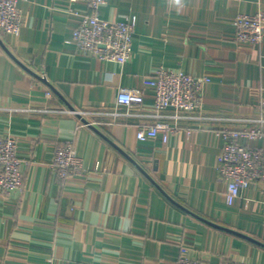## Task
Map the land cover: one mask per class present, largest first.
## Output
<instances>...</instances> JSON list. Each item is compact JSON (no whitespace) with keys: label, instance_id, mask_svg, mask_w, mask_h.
<instances>
[{"label":"crops","instance_id":"1","mask_svg":"<svg viewBox=\"0 0 264 264\" xmlns=\"http://www.w3.org/2000/svg\"><path fill=\"white\" fill-rule=\"evenodd\" d=\"M19 6L21 34L0 32V138L18 139L24 175L0 193V264H175L182 253L264 264V186L229 205L218 171L223 128L264 126V39L238 41L233 24L264 0H107L102 17L137 16L123 64L77 49L86 1ZM161 66L211 78L201 108L154 113ZM121 88L144 102L118 107ZM158 120L175 127L168 142H140L137 129ZM68 141L85 168L64 180L51 161Z\"/></svg>","mask_w":264,"mask_h":264},{"label":"built area","instance_id":"2","mask_svg":"<svg viewBox=\"0 0 264 264\" xmlns=\"http://www.w3.org/2000/svg\"><path fill=\"white\" fill-rule=\"evenodd\" d=\"M21 1L0 0V32L18 37L23 26ZM79 0H70L76 2ZM90 11L82 16V21L73 30V40L77 49L94 55L102 60L120 64L131 58L133 40L136 33L137 16L131 14L118 20L102 17V7L107 0H84ZM239 1V0H230ZM234 36L238 41L252 44L264 39V8L254 14L240 13L233 20ZM211 81L207 75H194L185 71L168 70L161 66L156 69L151 80L154 89L153 111L156 115L164 109L175 111H193L202 107L206 85ZM144 94L137 88H121L117 95L118 107H131L142 104ZM84 115V111L70 110ZM175 131L168 122L158 120L153 124H143L137 129L136 137L140 142L158 138L163 132V142ZM222 149L219 164V176L228 188L227 204L232 205L241 192L251 183L264 186V147L251 145L252 140L264 137V126L253 128H230L220 131ZM19 141L16 136L6 134L0 138V193L9 194L21 187L23 181L24 160L18 154ZM51 166L64 180L72 175L83 173L85 164L74 146L68 141L58 146L52 157ZM262 203L264 205V187ZM88 264V263H79ZM175 264H206L199 258H191L182 253ZM228 264H256L246 260H232Z\"/></svg>","mask_w":264,"mask_h":264},{"label":"clouds","instance_id":"3","mask_svg":"<svg viewBox=\"0 0 264 264\" xmlns=\"http://www.w3.org/2000/svg\"><path fill=\"white\" fill-rule=\"evenodd\" d=\"M172 2L177 6H182V0H172Z\"/></svg>","mask_w":264,"mask_h":264}]
</instances>
